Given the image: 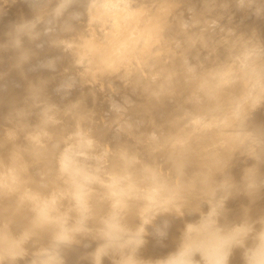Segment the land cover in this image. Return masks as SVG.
I'll list each match as a JSON object with an SVG mask.
<instances>
[{
	"label": "rangeland",
	"instance_id": "374dc122",
	"mask_svg": "<svg viewBox=\"0 0 264 264\" xmlns=\"http://www.w3.org/2000/svg\"><path fill=\"white\" fill-rule=\"evenodd\" d=\"M12 1L15 3L13 4ZM68 1L0 0V23L5 25L4 27L0 24L2 26V31H0V51L2 52L0 53V244L6 246L5 249L0 246V263L10 264L9 261H11L12 264L14 262L21 264L24 260V262L27 261V264H33V261H37L34 264H38L40 257L44 256L45 259L47 255L42 254L52 248V245L49 246L46 243L48 241L50 242L48 244L53 243L52 236L54 235L51 234H54L52 229L54 230L56 226L48 229V231L51 230V233L48 232L49 235L47 232L45 233L46 227L49 225L51 227L54 221L52 219L56 218L60 211L59 214L64 210L66 212L64 208L69 203L68 210L71 208L73 211L70 209V213L66 212L64 215L72 217L65 218L62 213L61 216L67 220L66 223L58 215L57 219L60 217L63 221L59 225L63 226L64 224V226H61L63 231L60 228L57 232L59 234L65 232L67 237L69 234L72 235L69 236L72 241L67 242L73 249L71 248L72 251H70L69 245L66 246L68 243L64 244L66 237L64 236L63 240L62 236L61 239L64 243L61 242L66 247L63 246L62 252L58 255L57 253L61 250L57 246L59 251L54 256L56 254L58 256L54 260L52 259L50 264H163V259L177 258L179 255L183 256L184 253L185 255L193 253L197 257V262L202 263V255H198L202 249L191 251L193 248L188 243L192 238L189 230L195 225L203 227L198 237L203 240L204 245L211 236L222 237L221 232L235 235L231 243L224 247L225 264H243V262L253 264L256 259L251 263L246 258L247 253H250L251 257L264 255V249H262V245H264V29L263 32H259L260 27L261 31L264 28V10H262L264 0H239L241 3L234 0L236 3L233 2L234 5H231L232 2H229L230 5L228 4L227 7H225V2L216 0L218 3L222 2L219 3L221 8H216L215 5L218 3H215V0H210L216 9L213 4L208 2V5H205L207 0H128L129 2L127 0H70L69 3ZM123 4L126 8L123 7ZM243 5L244 8H242ZM4 7L5 9H3ZM229 7H232L233 10ZM220 9L229 10L228 12L225 10L226 14L234 13L232 17L236 16L235 12H238L237 15L242 11L245 12L243 15L239 14L241 17L238 15L233 19L221 11H216ZM234 9L236 10L234 11ZM214 13L222 17V20ZM230 18L232 21L234 20L233 23ZM226 19L230 22L229 25H227ZM238 19L240 22L238 21L237 28H234L236 26L234 23ZM51 20L54 21L51 22ZM253 20L258 21L260 26L258 23L256 25ZM55 21L57 29L54 27V25L56 26ZM250 22L255 24L252 23L253 25L250 26ZM245 24L250 28L254 25V27L258 26V29L253 27V31L258 30V32L254 34L256 31L253 33ZM46 25L49 28H46ZM243 25L247 27L246 30ZM47 29L52 31L49 32L50 35L47 33ZM235 30L236 32H234ZM60 35L62 37L59 38ZM16 36L19 38L17 39ZM54 37L57 38L56 42ZM246 37L249 40L253 37L258 39L253 38L255 41L253 44L252 40H246ZM10 41H14L13 44L9 45ZM58 41L60 46H58ZM243 42H246L245 44L248 42L249 47H254V45L256 49L259 47L257 51L259 50L260 55L256 50H253L255 47L247 50L249 47L247 48ZM41 46L43 47L41 48ZM242 47L246 52L241 50ZM36 49L38 50L36 51ZM42 49L43 51H41ZM51 50L53 53L50 52ZM56 50L59 52L57 54L59 57L56 55L57 52H54ZM64 50L69 51L70 57L61 56L60 51ZM39 52L43 59L40 58ZM34 53L37 56H32L35 55ZM47 55L52 62L48 61ZM53 55H56L57 58ZM11 59L13 60L10 61ZM232 59L233 64L231 63ZM6 65L10 68L7 69ZM42 67L44 70L41 69ZM32 69L34 71L37 69L36 72L38 71L37 74H39L36 75V72L32 71L36 75L32 74L33 78L38 77L35 80L32 79V76L29 78L31 75L29 70ZM241 69L243 74H239V77L236 76L237 72L242 73ZM54 71L56 72L53 74ZM25 72L28 74L25 75ZM213 80L215 83L212 82ZM4 82L8 84L5 85ZM211 85L212 87H210ZM31 114L33 116H30ZM19 122L20 124H18ZM128 124L132 126L130 127ZM25 129L27 130L23 132ZM10 134L12 135L10 136ZM8 143H11V146ZM27 144L33 148L32 151L29 150ZM11 149L13 152L9 151ZM33 156L38 159H34ZM27 160L30 161L27 162ZM38 160L39 163L41 162L40 164ZM43 161H46L45 164ZM24 162L25 164H23ZM96 164L102 165L103 170ZM27 166L29 169L32 168L33 173L27 169ZM37 167L44 171H38ZM99 168L102 170L101 175L98 173ZM21 169H25L24 172ZM71 170H73L72 173H70ZM19 171L20 174H18ZM69 175H72L73 178H70ZM97 176L101 179L100 183L96 184L97 186H92V183L97 182ZM80 180H82L81 183ZM19 182L22 184L24 182V184H19ZM9 183L11 184L9 185ZM25 184L27 185L25 186ZM28 185L33 189L28 188ZM24 187L32 190L33 193L28 189L26 191ZM5 188H10L11 192ZM12 188H14V192H12ZM22 189L23 192H20ZM33 190H36V194ZM59 190L61 191L59 192ZM88 190L90 192L95 190L93 191L96 199L92 208V220L91 212L86 210L89 209L87 205L90 200ZM3 191L5 195L2 194ZM25 192L28 194H22ZM18 193L19 196H17ZM29 193L32 194V198ZM54 194L56 196L62 194L63 200L59 197L60 199L56 198L57 200L53 199V201L52 197H56ZM51 195L53 196L51 197ZM27 196L29 197L27 198ZM45 196L46 198H44ZM48 197L51 204L52 201L58 203L62 201L59 204H62L63 201L67 203H63L64 207L57 213L56 211L63 205L60 207L58 204L60 207L58 209L57 202H55L58 210L52 204L50 206L55 209H52L53 213L49 207V210H43V212L50 211L51 213L49 212L47 216V213L44 212L46 216L43 217L44 214H41L43 206L38 202L44 199L47 201ZM17 198L20 200L17 201ZM29 199L32 209L28 208L30 202L24 203ZM11 202L14 204L11 205ZM47 202L49 203V201ZM17 203H24L28 206L24 207V204H21L18 207ZM46 204L44 207H47ZM81 204L82 206H80ZM217 204H222V207ZM70 205H73V208ZM259 205H261L260 208ZM29 209H35L34 214ZM36 209L40 211L39 216L41 217L37 216L39 211L36 213ZM79 210L80 212H78ZM31 213L33 215L36 213V217L34 216L35 219L37 218L36 220L43 218L48 220L49 217H52L50 218L52 222L47 224L49 221L43 219L45 225L42 221H38V223L40 222L39 226L37 221H35L37 226L32 225L30 223L33 220ZM242 213L244 216L246 215V217L243 216V219ZM236 216L238 221L235 220ZM25 217V221L28 217L31 218L28 223L32 225V229L37 227L36 235L33 234L36 231H32L31 228L24 231L28 226L27 222L24 221L27 223L26 225L22 223ZM73 217L80 222V225L82 224L81 226L84 225L83 233L85 235L81 232L82 230L79 231L81 226L76 231L80 233L78 235L74 233V229L78 228L72 227L77 225V221ZM80 218L81 220H79ZM61 219L59 220L61 221ZM68 221L70 225H68ZM92 221L93 223H90ZM19 222L24 226H18ZM41 223L44 226H42L43 229L46 228L45 231L41 229ZM87 223L89 228L86 226ZM90 224L93 225L92 232L98 233L99 241L103 242L100 245L107 243V246L104 244V252L101 247H98L100 245L97 242L96 234H94L95 237L92 235L94 239L91 238V234H89L90 238L87 235V232L91 233L92 230ZM98 226L102 228L98 229ZM20 227L23 229L21 228V230ZM38 228L41 232L44 231L43 234ZM70 228L73 231L71 229L69 232ZM165 229L167 232L164 231ZM216 229L222 231L214 233L213 231L218 232ZM23 231L30 237H26L29 240L25 238L26 235ZM29 231L30 234L32 233L31 236L28 234ZM106 231L111 232L112 234H108L114 238L117 237L118 241L113 240L109 235L106 236ZM3 234H8V238ZM39 234L40 237H38ZM20 235L24 236L21 240H19ZM184 235L188 241L183 238ZM32 236L37 238L34 239ZM76 237H79V240ZM24 238L26 240H23ZM118 238H120V243L124 242L127 246H121ZM140 238H143L145 242ZM61 239L54 241L60 242ZM80 239L85 244L81 243ZM128 239L133 241L130 240V243ZM73 240L75 241L73 242ZM92 240L94 241L92 242ZM181 240L184 243H180ZM34 242L35 244H32ZM94 242L98 245L93 244ZM116 242H118L117 245H120L119 247H116ZM30 243L31 245H29ZM73 244L75 247L77 246L76 249ZM19 245L23 251L26 248V252H24L28 254H24L22 251V254L25 255L22 257L20 253L22 248ZM11 246L16 250L20 248V252L15 250L17 258H20L21 255L20 260L18 258L17 261V258H14L16 255L13 257L14 250L12 251V248L9 251ZM60 248L62 249V246ZM65 249L68 252H65ZM118 249L122 252L118 253ZM6 250L9 251V255ZM56 250L50 249L49 253L53 254V251ZM90 252L92 256H88ZM10 254L15 261L10 259ZM93 254H99L98 257H100L93 258ZM49 255L48 257H54ZM5 257L7 259H4ZM34 257L39 259L36 260ZM66 257L67 259H65ZM46 260L47 263L44 260H40V263L42 261L41 264H48L51 261L48 258Z\"/></svg>",
	"mask_w": 264,
	"mask_h": 264
},
{
	"label": "bare ground",
	"instance_id": "6f19581e",
	"mask_svg": "<svg viewBox=\"0 0 264 264\" xmlns=\"http://www.w3.org/2000/svg\"><path fill=\"white\" fill-rule=\"evenodd\" d=\"M3 1H4V0H3ZM7 1H8V0H7ZM15 1H20V0H15ZM53 1H54V0H53ZM69 1H70V0H69ZM69 1H68V3H69ZM98 1H99V0H98ZM114 1H115V0H114ZM124 1H125V0H124ZM127 1H128V0H127ZM135 1H136V0H135ZM203 1H205V0H203ZM211 1H213V0H211ZM211 1H210V0H207V1H205L204 4H205V5H206V4L208 5V3H210V4L212 5L213 3H212ZM220 1H222L223 3L225 2V3H224V4L226 5L225 7H227V5L229 4V2H232V3L234 2V3H236L234 0H232V1H230V0H229V1H227V0H225V1L220 0ZM238 1H239V0H238ZM262 1H263V0H262ZM1 2H2V1H1ZM73 2H74V1H73ZM108 2H109V1H108ZM112 2H113V1H112ZM128 2H129V1H128ZM130 2H131V1H130ZM133 2H134V1H133ZM199 2H200V1H199ZM207 2H208V3H207ZM222 2H219V3H222ZM226 2H227V3H226ZM239 2H240V1H239ZM9 3H10V1H9ZM12 3H13V1H12ZM12 3H11V4H12ZM14 3H15V2H14ZM14 3H13V4H14ZM50 3H51V2H50ZM75 3H76V2H75ZM81 3H82V2H81ZM118 3H119V1H118ZM131 3H132V2H131ZM201 3H202V2H201ZM215 3H218V1L215 0ZM219 3L215 5L216 8H217V7H218V8H221V4H220V6H219ZM232 3H231V5H234V3H233V4H232ZM240 3H241V2H240ZM263 3H264V2H263ZM20 4L23 5V3H20ZM24 4H25V2H24ZM59 4H60V3H59ZM202 4H203V3H202ZM210 4H209V5H210ZM224 4H223V5H224ZM68 5H69V4H68ZM123 5H124V4H123ZM123 5H122V6H123ZM200 5H201V4H200ZM223 5H222V6H223ZM229 5H230V4H229ZM238 5H239V4H238ZM25 6H26V5H25ZM25 6H24V7H25ZM38 6H39V5H38ZM38 6H37V7H38ZM71 6H72V4H71ZM71 6H70V7H71ZM81 6H82V5H81ZM215 6H214V4H213V7H214V8H215ZM72 7H73V6H72ZM77 7H78V6H77ZM123 7H125V5H124ZM198 7H199V6H198ZM202 7H203V6H202ZM206 7H207V6H206ZM213 7H211V9H214ZM232 7H233V6H232ZM232 7H229V9H230V8L232 9ZM239 7H240V6H239ZM254 7H255V6H254ZM66 8H67V7H66ZM87 8H88V7H87ZM120 8H121V7H120ZM125 8H126V7H125ZM216 8H215V9H216ZM223 8H224V6H223ZM233 8H234V7H233ZM242 8H244V5H243ZM1 9H2V8H1ZM3 9H5V7H4ZM22 9H24V8H22ZM68 9H69V8H68ZM226 9H228V8H226ZM226 9H225V10H226ZM259 9H260V8H259ZM36 10H37V9H36ZM69 10L72 11L73 9L70 8ZM121 10H122V9H121ZM204 10H205V9H204ZM225 10L223 11V9H220V10H216V11H221V12H223L224 14H226L225 12H226L227 10H226V11H225ZM232 10H233V9H232ZM235 10H236V9H234V11H235ZM262 10H264V6H263ZM16 11H17V10H16ZM65 11H66V10H65ZM75 11H76V10H75ZM79 11H81V10H79ZM228 11H229V10H228ZM228 11H227V12H228ZM237 11H238V10H237ZM22 12H23V10H22ZM36 12H37V11H36ZM38 12H39V11H38ZM221 12H220V13H221ZM230 12H231V11H230ZM230 12H229V13H230ZM243 12H245V11H242V13H241L242 15L244 14ZM261 12H262V11H261ZM261 12H260V13H261ZM1 13H2V12H1ZM40 13H41V12H40ZM55 13H56V12H55ZM74 13H75V12H74ZM86 13H87V12H86ZM119 13H120V12H119ZM218 13H219V12H218ZM237 13H238V12H237ZM237 13L235 12L236 16H238V15L240 14V13H239V14L237 15ZM260 13H259V14H260ZM5 14H6V13H5ZM80 14H82V13H80ZM131 14H132V13H131ZM224 14H223V15H224ZM230 14H231V13H230ZM230 14H226V16L229 15L230 17H232V15H234V13H232V15H230ZM241 14H240V15H241ZM35 15H36V14H35ZM53 15H54V14H53ZM75 15H76V14H75ZM214 15H216V17H218V18L220 17L219 15L217 16L216 13H214ZM240 15H239V16H240ZM260 15H261V14H260ZM4 16H5V15H4ZM4 16H3V18H4ZM41 16H42V15H41ZM94 16H95V15H94ZM97 16H98V15H97ZM126 16H127V15H126ZM236 16H234V17H232V18L235 19ZM0 17H1V16H0ZM6 17H7V16H6ZM51 17H52V16H51ZM56 17H57V16H56ZM89 17H90V16H89ZM91 17H92V16H91ZM95 17H96V16H95ZM133 17H134V16H133ZM240 17H241V16H240ZM240 17H238V18H240ZM262 17H263V15H262ZM41 18H42V17H41ZM96 18H97V17H96ZM220 18H221V20H222V17H220ZM225 18H226V17H225ZM232 18H230V19H231V20H230L231 23H233V21H234V20L232 21ZM251 18H252V17H251ZM263 18H264V17H263ZM263 18H262V19H263ZM49 19H51V18H49ZM83 19H84V18H83ZM92 19H94V18H92ZM127 19H128V18H127ZM127 19H126V20H127ZM9 20H10V19H9ZM55 20H56V18H55ZM84 20H85V19H84ZM128 20H129V19H128ZM128 20H127V21H128ZM135 20H136V19H135ZM226 20H227V19H226ZM226 20H225V21H226ZM228 20H229V17H228ZM228 20H227V25H229V23H230ZM255 20H256V19H255ZM255 20H253V22H255ZM4 21H6V20H4ZM4 21H2V22H4ZM52 21H54V20H51V22H52ZM225 21H224V22H225ZM238 21L240 22V20L238 19L237 22L234 23V24H235V25L238 24V23H239ZM249 21H251V19H249ZM0 22H1V21H0ZM24 22H25V21H24ZM24 22H23V23H24ZM29 22H31V21H29ZM29 22H28V23H29ZM55 22H56V21H55ZM90 22H91V21H90ZM128 22H129V21H128ZM140 22H141V21H140ZM253 22H250V23H251L250 26L253 25V24H255V23H256V25H257V23L259 24L258 21L255 22V23H253ZM26 23H27V22H26ZM39 23H40V22H39ZM246 23L249 24V22H246ZM252 23H253V24H252ZM0 24H2V23H0ZM6 24H7V23H6ZM31 24H32V23H31ZM33 24H34V23H33ZM42 24H43V23H42ZM240 24H241V23H240ZM242 24H243V23H242ZM3 25H4V24H2V26H3ZM20 25H21V24H20ZM245 25L247 26V24H245ZM245 25H243V26H245ZM2 26H0V28H1L0 31H2ZM21 26H22V25H21ZM24 26H25V25H24ZM34 26H35V25H34ZM34 26H33V27H34ZM44 26H45V24H44ZM46 26H47V25H46ZM79 26H80V25H79ZM90 26H91V25H90ZM110 26H111V25H110ZM230 26H231V25H230ZM232 26H233V24H232ZM238 26H239V25H238ZM246 26L244 27V30H246L247 27H249V26H247V27H246ZM254 26H255V25H254ZM254 26H253V27H254ZM258 26H260V24H259ZM258 26H257V27H254V29H256V28L258 29ZM4 27H5V25H4ZM35 27H36V26H35ZM49 27H51L50 24H49ZM49 27L47 26L46 28H49ZM54 27H56V29H57V22H56V26L54 25ZM81 27H84V26H81ZM85 27H86V26H85ZM87 27H88V26H87ZM112 27H113V26H112ZM227 27H229V26H227ZM235 27L237 28V25L234 26V28H235ZM253 27H251L252 29L249 27L250 30L253 31ZM46 28H45V29H46ZM79 28H80V27H79ZM91 28H92V27H91ZM3 29H4V28H3ZM22 29H24V28H22ZM22 29H21V30H22ZM25 29H26V28H25ZM30 29H31V28H30ZM30 29H28V30H30ZM52 29H53V28H52ZM85 29H86V28H85ZM232 29H233V28H232ZM263 29H264V28H262V31H261V27H260L259 32H263ZM31 30H32V29H31ZM47 30H48V29H47ZM50 30H51V28H50ZM61 30H62V29H61ZM82 30H83V29H82ZM244 30H243V31H244ZM79 31H80V30H79ZM98 31H99V30H98ZM238 31H239V30H238ZM238 31H237V32H238ZM241 31H242V30H241ZM252 31H251V32H252ZM255 31H256V30H254L253 33H254ZM25 32H26V31H25ZM25 32H24V33H25ZM33 32H35V31L33 30ZM49 32H52V31H49V30L47 31V33L50 35ZM64 32H65V30H64ZM81 32H82V31H81ZM85 32H86V31H85ZM102 32H103V31H102ZM105 32H106V30H105ZM105 32H104V33H105ZM232 32H233V31L231 30V33H232ZM234 32H236V30H235ZM257 32H258V30H257L254 34H256ZM19 33H20V32H19ZM26 33H27V32H26ZM26 33H25V34H26ZM30 33H31V32H30ZM30 33H29V34H30ZM54 33L57 34V32H54ZM92 33H93V32H92ZM94 33H95V32H94ZM226 33H227V31H226ZM12 34H14V33H12ZM15 34H16V32H15ZM32 34H33V33H32ZM60 34H61V32H60ZM99 34H100V33H99ZM224 34H225V33H224ZM234 34H236V33H234ZM258 34L261 35V33H258ZM17 35H19V34H17ZM58 35H59V34H58ZM62 35H63V34H62ZM64 35H65V34H64ZM94 35H95V34H94ZM96 35H97V33H96ZM101 35H102V34H101ZM101 35H100V36H101ZM252 35H253V34H252ZM260 35H258V36H260ZM43 36H44V35H43ZM43 36H42V37H43ZM46 36H47V35H46ZM52 36H54V35L52 34ZM98 36H99V35H98ZM221 36H223V35H221ZM232 36H233V34H232ZM9 37H12V36H9ZM14 37H15V35H14ZM50 37H51V36H50ZM60 37H62V36L60 35L59 38H60ZM65 37H66V36H65ZM219 37H220V36H219ZM223 37H224V36H223ZM223 37H222V38H223ZM16 38L18 39L19 37L16 36ZM43 38H44V37H43ZM54 38H55V37H54ZM220 38H221V37H220ZM253 38H254V37H253ZM253 38L250 39V40H252L251 42H253V44H255V41L253 40ZM255 38H256V37H255ZM255 38H254V39H255ZM48 39H50V38L48 37ZM56 39H57V38H55V42H56ZM63 39H64V38H63ZM66 39H67V38H66ZM223 39H224V38H223ZM230 39H231V38H230ZM244 39H245V37H244ZM256 39H258V38H256ZM256 39H255V40H256ZM22 40H23V39H22ZM51 40H52V38H51ZM53 40H54V39H53ZM61 40H62V39H61ZM246 40H249V39H247V37H246ZM250 40H249V41H250ZM5 41H6V40H5ZM59 41H60V40H59ZM59 41H58L57 43H59ZM66 41H67V40H66ZM222 41H223V40H222ZM225 41H226V40H225ZM249 41H248V42H249ZM257 41H258V40H257ZM13 42H14V41H13ZM13 42L10 41L8 44H9V45H10V43L13 44ZM45 42H47V41H45ZM45 42H44V44H45ZM49 42H50V41H49ZM55 42H54V43H55ZM63 42H64V41H63ZM67 42H68V41H67ZM248 42H247V44H248ZM19 43H20V42H19ZM37 43H38V42H37ZM222 43H223V42H222ZM245 43H246V42H245ZM245 43L243 42V44H245ZM27 44H28V43H27ZM48 44H49V43H48ZM208 44H210V43H208ZM243 44H242V46H244ZM247 44H245V45H246L247 48H248V47H249V46H248L249 44H248V45H247ZM253 44L251 43V45H253ZM256 44H257V43H256ZM2 45H3V44H2ZM32 45H34V44H32ZM37 45H39V44H37ZM37 45H36V46H37ZM46 45H47V44H46ZM51 45H52V43H51ZM55 45H56V44H55ZM57 45H58V44H57ZM65 45H66V42H65ZM251 45H250V46H251ZM6 46H7V44H6ZM17 46H18V45H17ZM58 46H60V43H59ZM257 46H259V45L257 44ZM1 47H2V46H1ZM7 47H8V46H7ZM11 47H12V46H11ZM37 47H38V46H37ZM42 47H43V46H41V48H42ZM214 47H215V46H214ZM244 47H245V46H244ZM254 47H255V45H254ZM254 47H249L247 50L252 49V48H254ZM47 48H48V47H47ZM49 48H50V47H49ZM54 48H55V46H54ZM59 48H60V47H59ZM258 48H259V47H257V49H258ZM6 49H7V48H6ZM9 49H10V47H9ZM13 49H14V48H13ZM26 49H27V48H26ZM52 49H53V47H52ZM57 49H58V48H57ZM60 49H61V48H60ZM245 49H246V48H245ZM257 49H256V47H255L253 50H256V51H257ZM2 50H4V49H2ZM19 50H21V49H19ZM32 50H33V49H32ZM32 50H31V52L33 53ZM37 50H38V49H36V51H37ZM48 50H49V49H48ZM62 50H63V49H62ZM241 50H244V48L242 47ZM4 51H5V50H4ZM7 51H8V50H7ZM22 51H23V50H22ZM41 51H43V49H42ZM213 51H214V48H213ZM244 51L246 52V50H244ZM244 51H243V52H244ZM251 51H252V50H251ZM10 52H11V51H10ZM31 52H30V53H31ZM50 52L53 53L52 50H51ZM54 52L56 53L57 50L54 51ZM60 52H61V56H62V57H65V58L70 57V53H69V51L64 50V51H60ZM249 52H250V51H249ZM257 52H258L259 55H260L259 50H258ZM0 53H2V52L0 51ZM58 53H59V52H57L56 55H57ZM28 54H29V53H28ZM28 54H27V55H28ZM34 54H35V55H32V56H37L36 53H34ZM39 54H40V56H41V53H40V52H39ZM42 54H43V53H42ZM217 54H218V53H217ZM235 54H236V53H235ZM243 54H245V56H248L246 53H243ZM252 54H253V53H252ZM263 54H264V53H263ZM12 55H13V54H12ZM56 55H53V56H55V57L57 58L58 55H57V56H56ZM231 55H232V54H231ZM233 55H234V54H233ZM6 56H7V55H6ZM17 56H18V55H17ZM23 56H24V55H23ZM40 56L38 55V57H40ZM50 56H51V54H50ZM236 56H237V55H236ZM236 56H234V57H236ZM7 57H9V56H7ZM12 57H13V56H12ZM38 57H37V58H38ZM48 57H49V56L47 55V58H48ZM55 57H54V58H55ZM58 57H59V56H58ZM27 58H28V56H27ZM37 58H36V59H37ZM40 58H42V56H41ZM54 58H53V60H54ZM258 58H259V57H258ZM29 59H30V58H29ZM42 59H43V58H42ZM48 59H49V58H48ZM48 59H47V60H48ZM51 59H52V57H51ZM12 60H13V59H11L10 61H12ZM18 60H19V59H18ZM22 60L24 61V58H23ZM27 60H28V59H27ZM31 60H32V59H31ZM47 60H46V61H47ZM56 60H57V59H56ZM7 61H8V60H7ZM33 61H34V60H33ZM48 61H49V62H52V60H50V59H49ZM48 61H47V62H48ZM54 61H55V60H54ZM16 62H17V61H16ZM16 62H15V63H16ZM26 62H27V61H26ZM31 62H32V61H31ZM31 62H30V63H31ZM47 62H46V63H47ZM49 62H48V63H49ZM2 63H3V61H2ZM24 63H25V62H24ZM30 63H29V64H30ZM37 63H38V61H37ZM46 63H45V64H46ZM53 63H54V62H53ZM55 63H56V61H55ZM229 63H230V62H229ZM231 63L233 64V59H232V62H231ZM3 64H5V63H3ZM6 64H7V63H6ZM8 64H9V63H8ZM20 64H21V63H20ZM20 64H18V65H20ZM35 64H36V63H35ZM38 64H39V63H38ZM40 64H41V63H40ZM43 64H44V63H43ZM49 64H50V63H49ZM232 64H231V65H232ZM229 65H230V64H229ZM12 66H13V65H12ZM12 66H11V67H12ZM14 66H15V64H14ZM25 66H26V65H25ZM25 66H24V67H25ZM31 66H32V65H31ZM31 66H30V67H31ZM45 66H46V65H45ZM16 67H17V66H16ZM22 67H23V66H22ZM35 67H36V65H35ZM37 67H38V65H37ZM6 68L9 69L10 67L8 68L7 65H6ZM232 68H233V67H232ZM236 68H238V67H236ZM256 68H257V67H256ZM4 69H5V68H4ZM4 69H3V70H4ZM13 69H15V68L13 67ZM13 69H12V70H13ZM18 69H19V67H18ZM18 69H17V70H18ZM41 69H43V67H42ZM1 70H2V69H1ZM12 70H11V71H12ZM17 70H16V71H17ZM22 70H24V69H22ZM36 70H37V69H36ZM36 70H35V71H34V69L29 70V71H31V73H29V74H31V75H29V78L32 76V74H33L34 72H36ZM43 70H44V69H43ZM43 70H42V71H43ZM29 71H28V72H29ZM32 71H34V72H32ZM241 71H242V69H241ZM12 72H13V71H12ZM22 72H24V71H22ZM22 72H21V73H22ZM26 72H27V71H26ZM26 72H25V73H26ZM39 72H41V71H39ZM55 72H56V71H54V72H52V73L54 74ZM235 72H236V70H235ZM239 72H240V71H239ZM239 72H237V75H236V76H238V77H239V74H241V75L243 74V71H242V73H239ZM244 72H246V71H244ZM7 73H8V71H7ZM10 73H11V72H10ZM17 73H18V71H17ZM37 73H38V71L36 72V75H39V74H37ZM27 74H28V73H26L25 75H27ZM34 74H35V73H34ZM34 74H33V76H36V75H34ZM53 74H52V75H53ZM228 74H229V73H228ZM19 75H20V72H19ZM22 75H23V74H22ZM241 75H240V76H241ZM261 75H262V74H261ZM14 76H15V74H14ZM23 76H24V75H23ZM23 76H22V77H23ZM33 76H32V79H34ZM246 76H247V74H246ZM16 77H17V75H16ZM20 77H21V76H20ZM47 77H49V76H47ZM232 77H233V76H232ZM232 77H231V78H232ZM234 77H235V76H234ZM234 77H233V78H234ZM255 77H256V75H255ZM17 78H18V77H17ZM37 78H38V77H37ZM37 78L35 77V79H37ZM214 78H215V77H214ZM246 78H249V77H246ZM251 78H252V77H251ZM262 78H263V77H262ZM27 79H28V78H27ZM35 79H34V80H35ZM235 79H237V78L235 77ZM252 79H253V78H252ZM231 80H234V79H231ZM26 81H27V80H26ZM26 81H25V82H26ZM28 81H31V80H28ZM228 81H230V80H228ZM237 81H238V80H237ZM237 81H236V82H237ZM248 81H249V80H248ZM32 82H33V81H32ZM212 82L215 83L214 80H213ZM243 82H244V81H243ZM9 83H10V82H9ZM26 83H27V82H26ZM34 83H35V82H34ZM3 84L6 85V84H8V83L4 82ZM224 84H225V83H224ZM0 85H1V84H0ZM29 85H30V83H29ZM29 85H28V86H29ZM7 86H8V85H7ZM223 86H224V85H223ZM223 86H222V87H223ZM210 87H212V85H211ZM233 88H234V87H233ZM8 89H9V88H8ZM11 89H12V88H11ZM1 90H2V88H1ZM3 90H4V89H3ZM5 90H6V89H5ZM9 90H10V89H9ZM254 90H255V89H254ZM218 92H219V91H218ZM224 92H225V91H224ZM25 108H26V106H25ZM127 109H128V108H127ZM127 109H126V110H127ZM130 110H131V109H130ZM21 111H22V110H21ZM21 111H19V112H20V113H23V112H21ZM25 111H26V110H25ZM26 113H27V112H26ZM28 113H29V112H28ZM127 113H128V112H127ZM14 114H15V113H14ZM129 114H131V113H129ZM10 115H11V114H10ZM19 115H20V114H19ZM21 115H22V114H21ZM26 116L29 117L27 114H26ZM30 116H33V115L31 114ZM105 116H106V115H105ZM15 117H16V114H15ZM27 117H26V119H27ZM17 118H18V117H17ZM20 118H21V116H20ZM96 118H98V117H96ZM101 118H102V117H101ZM14 119H15V118H14ZM33 119H34V118H33ZM12 120H13V119H12ZM27 120H28V119H27ZM20 121H21V119H20ZM132 121H133V119H132ZM3 122H4V121H3ZM15 122H16V121H15ZM125 122H126V121H125ZM128 122H129V121H128ZM133 122H134V121H133ZM133 122H132V123H133ZM25 123H26V122H25ZM29 123H30V122H29ZM29 123H28V124H29ZM33 123H34V122H33ZM107 123H108V122H107ZM132 123H131V124H132ZM18 124H20V122H19ZM14 125H15V124H14ZM24 125H25V124H24ZM24 125H23V126H24ZM32 125H33V124H32ZM37 125H38V124H37ZM92 125H93V124H92ZM92 125H91V127H92ZM96 125H97V121H96ZM100 125H101V124H100ZM100 125H99V127H101ZM134 125H136V124L134 123ZM138 125H139V124H138ZM141 125H142V124H141ZM141 125H140V126H141ZM1 126H2V125H1ZM29 126H30V124H29ZM33 126H34V125H33ZM88 126H89V125H88ZM97 126H98V125H97ZM102 126H103V125H102ZM128 126H130V124H128ZM131 126H132V125H131ZM131 126H130V127H131ZM140 126H139V128H141ZM142 126L144 127V123H143ZM3 127H4V126H3ZM24 127H25V126H24ZM26 127H27V125H26ZM126 127H127V126H126ZM22 128H23V127H22ZM89 128H90V127H89ZM1 129H2V128H1ZM15 129H16V128H15ZM27 129H29V128H27ZM27 129L23 130V132L26 131ZM87 129H88V128H87ZM141 129H143V128H141ZM3 130H4V129H3ZM10 130H11V129H10ZM6 132H7V130H6ZM27 132H28V131H27ZM16 133H18V132H16ZM7 134H8V132H7ZM13 134H14V133H13ZM0 135H1V134H0ZM11 135H12V134H10V136H11ZM14 136H15V135H14ZM25 136H26V135H25ZM23 137H24V136H23ZM11 138H12V137H11ZM24 138H25V137H24ZM17 139H18V138H17ZM19 139H20V138H19ZM19 139H18V140H19ZM26 139H27V138H26ZM11 140H13V139H11ZM103 140H104V139H103ZM15 141H16V140H15ZM15 141H14V142H15ZM22 141H23V140H22ZM24 141H25V140H24ZM100 141L102 142V139H101ZM110 141H111V140H110ZM110 141H108V142H110ZM10 142H11V141H10ZM12 142H13V141H12ZM108 142H107V143H108ZM17 143H18V142H17ZM34 143H35V142H34ZM8 144H9V146H11V143H8ZM14 144H15V143H14ZM19 144H20V143H19ZM23 144H25V143H23ZM31 144H32V143H31ZM97 144H99V143H97ZM109 144H110V143H109ZM109 144H107V145H109ZM114 144H115V143H114ZM35 145H36V144H35ZM35 145H34V146H35ZM37 145H38V144H37ZM110 145H111V144H110ZM14 146H15V145H14ZM14 146H12L13 149H14ZM27 146H28V144H27ZM27 146H25V147H27ZM30 146H31V145H30ZM99 146H100V144H99ZM111 146L113 147V145H111ZM20 147H21V146H20ZM22 147H23V146H22ZM28 147H29V146H28ZM28 147H27V148H28ZM6 148H7V146H6ZM8 148H9V147H8ZM29 148H30V147H29ZM37 148H38V147H37ZM37 148H36V149H37ZM17 149H18V147H17ZM31 149H33V148L31 147L29 150L32 151ZM34 149H35V148H34ZM5 150H7V149H5ZM15 150H16V149H15ZM29 150H28V151H29ZM9 151H12V149L9 150ZM21 151H22V150H21ZM12 152H13V151H12ZM14 152H15V151H14ZM18 152H19V151H18ZM33 152H34V151H33ZM33 152H32V153H33ZM23 153H24V152H23ZM27 153H28V152H27ZM29 153L31 154V152H29ZM35 154H37V153H35ZM13 156H14V155H13ZM30 156H32V155H30ZM34 156H35V155H34ZM34 156H33V157H34ZM35 157H37V155H36ZM35 157H34V159H38V158H35ZM125 157H126V156H125ZM128 157H129V156H128ZM15 158H17L16 155H15ZM21 158H22V157H21ZM27 158H28V156H27ZM30 158H31V157H30ZM30 158H29V159H30ZM22 159H23V158H22ZM104 159H105V157H104ZM91 160L93 161V159H91ZM13 161H14V160H13ZM24 161H25V159H24ZM29 161H30V160H29ZM29 161L27 160V162H29ZM35 161H36V160H35ZM103 161H105V160H103ZM9 162H10V161H9ZM9 162H8V163H9ZM14 162H15V161H14ZM45 162H46V161H43V164H45ZM35 163H36V162H35ZM38 163H39V160H38ZM38 163H36V164L38 165ZM40 163H41V162H40ZM40 163H39V164H40ZM48 163H49V162H48ZM48 163H47V164H48ZM92 163H94V161H93ZM23 164H25V162H24ZM23 164H22V165H23ZM28 164H29V163H28ZM31 164H32V163H31ZM100 164H101V161H100ZM96 165L99 166V167L103 170L102 165H99V164H96ZM3 166H4V165H3ZM9 166H10V165H9ZM18 166H19V165H18ZM20 166H21V165H20ZM24 166H25V165H24ZM29 166H30V165H29ZM35 166H36V165H35ZM39 166H40V165H39ZM45 166H46V165H45ZM49 166H50V165H49ZM27 167H28V166H27ZM41 167H42V164H41ZM41 167H40V168H41ZM12 168H13V167H12ZM22 168H23V167H22ZM42 168H43V167H42ZM46 168H47V167H46ZM100 168H99V169H100ZM13 169H15V168H13ZM27 169H29V167H28ZM31 169H32V168H31ZM31 169H29L30 172H32ZM35 169H36V168H35ZM37 169H38V167H37ZM48 169H49V168H48ZM71 169H72V168H71ZM101 169L98 170V173H99L100 175H101V173H102V170H101ZM7 170H9V169H7ZM11 170H12V169H11ZM19 170H20V169H19ZM22 170H23V169H21V171H22ZM24 170H25V169H24ZM24 170H23V172H24ZM29 170H28V171H29ZM40 170H43V169H40ZM40 170L38 169V171H40ZM46 170H47V169H46ZM69 170H70V169H69ZM14 171H15V170H14ZM28 171H27L26 173H28V176H29V172H28ZM43 171H44V170H43ZM23 172H21V173H23ZM69 172H70V171H69ZM72 172H73V170H71L70 173H72ZM75 172H76V171H75ZM75 172H74V174H76ZM8 173H9V172H8ZM10 173H12V172L10 171ZM16 173H17V172H16ZM32 173H33V172H32ZM39 173H40V172H39ZM43 173H44V172H43ZM43 173H41V174H43ZM45 173H46V172H45ZM70 173H69V174H70ZM5 174H6V173H5ZM18 174H20V171H19ZM35 174H36V173H35ZM35 174H34V175H35ZM58 174H59V173H58ZM58 174H57V175H58ZM84 174L86 175V173H84ZM259 174H260V173H259ZM6 175H7V174H6ZM10 175H11L10 177H12V174H10ZM24 175H25V173H24ZM36 175H37V174H36ZM50 175H51V174H50ZM57 175H56V176H57ZM72 175H73V174H72ZM72 175H71V176L69 175L70 178L72 177ZM77 175H78V173H77ZM82 175H83V173H82ZM82 175H81V176H82ZM8 176H9V175H8ZM21 176H22V175H21ZM21 176H20V177H21ZM75 176H76V175H75ZM78 176H79V175H78ZM81 176H80V178L83 177V176H82V177H81ZM98 176H99V175H98ZM98 176H97V179H96L97 182H96V183H92V186L100 183V180H101V179H100V177H98ZM17 177H19V176H17ZM31 177H33V176H31ZM31 177H30V178H31ZM35 177H36V176H35ZM58 177H59V175H58ZM40 178H41V177H40ZM42 178H44V177H42ZM47 178H48V176H47ZM59 178H60V177H59ZM72 178H73V177H72ZM74 178H75V177H74ZM80 178H79V179H80ZM102 178H103V176H102ZM256 178H257V177H256ZM5 179H6V178H5ZM13 179H14V178H13ZM28 179H29V178H28ZM75 179H78V178H75ZM75 179H74V180H75ZM86 179H87V178H86ZM103 179H104V178H103ZM257 179H259V178H257ZM6 180H7V179H6ZM8 180H9V178H8ZM19 180H20V179H19ZM30 180H32V178H31ZM30 180H29V181H30ZM39 180H40V179H39ZM42 180H43V179H42ZM58 180H60V179H58ZM61 180H62V179H61ZM71 180H72V179H71ZM74 180H73V182H76V181H74ZM84 180H85V179H84ZM0 181H1V180H0ZM12 181H13V180H12ZM20 181H21V180H20ZM29 181H28V182H29ZM45 181H46V180H45ZM47 181H49V180H47ZM55 181H56V180H55ZM62 181H63V180H62ZM69 181H70V180H69ZM77 181H78V180H77ZM81 181H82V180H80V183H81ZM85 181H86V180H85ZM9 182H10V181H9ZM13 182H14V181H13ZM13 182H11V183H13ZM39 182H40V181H39ZM52 182H54V181H52ZM58 182H59V181H58ZM258 182H259V181H258ZM7 183H8V182H7ZM11 183H9V185H10ZM25 183H27V182H25ZM29 183H30V182H29ZM44 183H45V182H44ZM64 183H65V182H64ZM80 183H79V184H80ZM15 184H16V183H15ZM19 184H22V183L19 182ZM19 184H18V185H19ZM23 184H24V182H23ZM23 184H22V185H23ZM27 184H28V183H27ZM27 184H25V186H26ZM30 184H32V183H30ZM38 184H39V183H38ZM56 184H57V183H56ZM56 184H55V185H56ZM59 184H60V183H59ZM72 184H73V183H72ZM74 184H75V183H74ZM76 184H77V183H76ZM79 184H78V185H79ZM82 184H85V183H82ZM4 185H5V184H4ZM6 185H8V184H6ZM9 185H8L7 187H9ZM32 185H33V184H32ZM36 185H37V184H36ZM41 185H42V183H41ZM57 185H58V184H57ZM62 185H64V184H62ZM250 185H251V184H250ZM257 185H259V184H257ZM13 186H14V185H13ZM19 186H20V185H19ZM43 186H44V185H43ZM51 186H52V185H51ZM96 186H97V185H96ZM96 186H95V190H96V188H97ZM252 186H253V185H252ZM4 187H5V186H4ZM11 187H12V185H11ZM15 187H16V186H15ZM15 187H14V188H15ZM29 187H31V186L28 185V188H29ZM34 187H35V186H34ZM36 187H38V186H36ZM56 187H57V186H56ZM77 187H78V186H77ZM250 187H251V186H250ZM253 187H255V186H253ZM0 188H1V187H0ZM14 188H12V192L15 191V190H13ZM22 188H23V187H22ZM24 188H25V187H24ZM28 188H25L26 191H27ZM50 188H51V187H50ZM72 188H74L73 185H72ZM75 188H76V187H75ZM78 188H81V187H78ZM78 188H77V191H78ZM5 189H8V191L11 192V189H10V188H5ZM9 189H10V190H9ZM15 189H17V188H15ZM20 189H21V188H20ZM25 189H24V190H25ZM30 189H33V187H31ZM30 189H28V190H30ZM57 189H59V188H57ZM61 189H62V188H61ZM51 190H52V189H51ZM55 190H56V189H55ZM65 190H66V189H65ZM72 190H73V189H72ZM75 190H76V189H75ZM79 190H80V189H79ZM95 190H93V191H95ZM31 191H32V190H30L29 192H31ZM33 191H35V194H36V190H33ZM38 191H39V190H38ZM60 191H61V190H59V192H60ZM68 191H69V190H68ZM73 191H74V190H73ZM93 191H91V192H90L89 190L87 191V193L90 192V193L88 194V197H90V200H89L90 203L88 202L87 207H89V209H86V210H89V211L91 212V214H90L91 220L93 219V215H92V213H93V212H92L93 209H92V208L94 207L95 199H96V198H94L95 196H94V194H93ZM20 192H23V189H22ZM49 192H50V191H49ZM53 192H54V191H53ZM59 192H58V193H59ZM63 192H64V191H63ZM66 192H67V191H66ZM5 193H8V192H5ZM26 193H27V192L22 193V194H26ZM31 193H33V192H31ZM37 193H38V192H37ZM51 193H52V192H51ZM64 193H65V192H64ZM67 193H68V192H67ZM73 193H74V192H73ZM2 194H4V191L2 192ZM15 194H16V193H15ZM27 194H28V193H27ZM29 194H30V193H29ZM49 194H50V193H49ZM56 194H57V193H56ZM79 194H80V193H79ZM249 194H250V193H249ZM0 195H1V194H0ZM4 195H5V194H4ZM7 195H8V194H7ZM30 195H31V198H32V194H30ZM38 195H39V194H38ZM45 195H46V194H45ZM47 195H48V194H47ZM54 195H55V194H54ZM60 195H61V196H59V195L56 196V195H55V196H56L55 198H53L54 196L51 195V197L53 196V197H52V200H53V199H56V198L58 199L59 197H60V198L63 197L62 194H60ZM10 196H11V195H10ZM17 196H19V193H18ZM34 196H35V195H34ZM34 196H33V197H34ZM48 196H49V195H48ZM69 196H70V195H69ZM249 196H250V195H249ZM20 197H21V194H20ZM24 197H25V196H24ZM28 197H29V196H27V198H28ZM41 197H42V196H41ZM51 197H50V198H51ZM255 197H256V196H255ZM18 198H19V197H18ZM18 198H17V201L20 200V199L18 200ZM31 198H30V199H31ZM39 198H40V197H39ZM44 198H46V196H45ZM60 198H59V199H60ZM70 198H71V197H70ZM77 198H78V197H77ZM2 199H3V198H2ZM13 199H14V197H13ZM15 199H16V198H15ZM25 199H26V197H25ZM30 199H29L28 202H24V203H29V202L31 201ZM57 199H56V200H57ZM61 199L63 200V198H61ZM67 199H68V198H67ZM35 200H36V199H35ZM37 200H38V199H37ZM40 200H41V199H40ZM44 200H45V201H44ZM44 200H43V201H39V200H38V201H39L38 204H39V205L42 204V206H43V209L41 208V209H42L41 214H44V212H45L46 210H49V207H50L51 212H52V209H54V208L56 207V205L58 206V204L62 202V201H60V200H59V201H60L59 203H58L57 201H55V202H57L56 205H55V204H54L55 202H53V201H54V200H53V201H52V204L54 205V208H52L53 206H52V207L50 206V205H52V204H51V200L49 199V197L47 198V201H49V203L46 201V199H44ZM69 200H70V199H69ZM69 200H68V201H69ZM78 200H80V199L78 198ZM249 200H250V199H249ZM251 200H252V199H251ZM12 201H13V200H12ZM15 201H16V200H15ZM15 201H14V202H15ZM22 201H23V199H22ZM80 201H81V200H80ZM32 202H34V201H32ZM40 202H42V203H40ZM43 202H44L45 204H46V202L48 203V205L46 204L48 208H47V207H44L45 204H44ZM74 202H75V200H74ZM3 203H4V202H3ZM5 203H6V202H5ZM11 203H12V202H11ZM24 203H23V204H24ZM34 203H35V202H34ZM63 203L65 204V203H67V202H64V201H63ZM63 203H62V204H59V206L61 207V206L63 205ZM70 203H71V200H70ZM75 203H76V202H75ZM216 203H217V202H216ZM219 203H220V202H219ZM250 203H251V202H250ZM252 203H253V202H252ZM6 204H7V203H6ZM9 204H10V203H9ZM13 204H14V203H12L11 205H13ZM21 204H22V203H20V204L17 203V206L19 207V205H21ZM23 204H22V205H23ZM35 204H37V203H35ZM38 204H37V205H38ZM68 204H69V203H68ZM68 204H66L65 206L67 207ZM76 204H77V203H76ZM79 204H80V202L78 203V205H79ZM91 204H92V205H91ZM205 204L207 205V202H206ZM7 205H8V204H7ZM25 205H26V204H24V207H25ZM29 205H30V206H28V205H26V206H28V208H29V207L31 208V207H32V206H31V205H32L31 202H30ZM39 205H38V207H39ZM90 205H91V207H90ZM203 205H204V204H203ZM217 205L219 206L220 204H217ZM221 205H222V204H221ZM221 205H220V206H221ZM261 205H262V203H261ZM261 205H259V208H260ZM5 206H6V205H5ZM42 206H40V207H42ZM59 206H58V209L60 208ZM70 206H71V205H70ZM72 206H73V205H72ZM72 206H71V207H72ZM80 206H82V204H81ZM225 206H226V205H225ZM256 206H257V205H256ZM7 207H8V206H7ZM10 207H11V206H10ZM36 207H37V206H36ZM63 207H64V205H63L59 210H58L57 207H56V209L58 210V211H56V212L58 213ZM66 207H65L64 209H66V212L70 213L69 210H70L71 208L68 210L69 206H68L67 208H66ZM74 207H75V205H74ZM77 207H78V206H77ZM77 207H76V208H77ZM221 207H222V206H221ZM223 207H224V206H223ZM227 207H228V206H227ZM242 207H243V206H242ZM4 208H5V207H4ZM15 208H17V207H15ZM15 208H14V209H15ZM26 208H27V207H26ZM34 208H35V205H34ZM44 208H47V209H44ZM72 208H73V207H72ZM76 208H74V209H76ZM80 208H82V207H80ZM225 208H226V207H225ZM229 208H230V207H229ZM245 208L247 209V207H245ZM245 208H244V209H245ZM22 209H23V208H22ZM31 209H32V208H31ZM39 209H40V208H39ZM226 209H227V208H226ZM12 210H13V209H12ZM26 210H27V209H26ZM26 210H25V211H26ZM29 210H30V209H29ZM43 210H45V211L43 212ZM54 210H55V209H54ZM54 210H53V211H54ZM71 210L73 211V209H71ZM71 210H70V211H71ZM82 210H83V209H82ZM204 210H205V209H204ZM14 211H16V210H14ZM30 211H32L33 214H34L35 209L30 210ZM38 211H39V210L36 209V213H37ZM74 211H75V210H74ZM83 211H84V210H83ZM83 211H81V212H83ZM226 211H227V210H226ZM11 212H12V211H11ZM21 212H22V211H21ZM28 212H29V211H28ZM42 212H43V213H42ZM49 212H50V211H49ZM49 212H48V213H49ZM51 212H50V213H51ZM54 212H55V211H54ZM60 212H61V211H60ZM60 212H59V213H60ZM66 212H65V210H64V212L62 211L63 216H64L65 218H66V217H69V216H65V215H64ZM78 212H80V210H79ZM78 212H77V213H78ZM240 212H241V210H240ZM244 212H245V211H244ZM250 212H251V211H250ZM3 213H4V212H3ZM7 213H8V212H7ZM7 213H6V214H7ZM12 213H13V212H12ZM15 213H16V212H15ZM36 213H35V215H33V214L31 213V214L33 215V216L30 215L31 218L33 217V218H32V219H33L32 221L30 220L31 218L29 219V217H28V219H27L28 221H27V220L25 221V219H26V217H25V218H23L24 220L22 221V223H23L24 225H26L28 222L31 221L30 223H31L32 225H33V224L36 225V223H38V221L41 222L43 219H45V221L47 220L46 218H43V217H45L46 215L48 216V213H47V212H45V213H47L46 215H45V214L43 215V217H42L43 219L40 218L41 220H39V219L36 220L37 218L35 219V217H36ZM39 213H40V211L38 212V215H37V216H38V217H41V216H39V215H40ZM52 213H53V212H52ZM57 213H56V214H57ZM59 213H58V215H59L60 217H62V216H61L62 213H61V214H59ZM68 213H67V215H68ZM248 213H249V212H248ZM1 214H2V212H1ZM17 214H18V212H17ZM21 214H22V213H21ZM21 214H20V215H21ZM72 214L74 215L73 212H72ZM82 214H83V213H82ZM245 214H246V213H245ZM7 215H8V218H9V213H8ZM7 215H5V217H6ZM12 215H13V214H12ZM18 215H19V214H18ZM54 215H55V213H54ZM58 215H57V217H58ZM70 215H71V214H70ZM84 215H85V214H84ZM196 215H197V214H196ZM232 215H233V214H232ZM234 215H235V214H234ZM239 215H240V214H239ZM27 216H29V215L27 214ZM34 216H35V217H34ZM50 216H52V215H50ZM76 216H78V215L76 214ZM76 216H75V217H76ZM87 216H88V215H87ZM194 216H195V215H194ZM197 216H199V215H197ZM243 216H244V215H243V213H242V219H243ZM5 217H4V218H5ZM14 217H15V216H14ZM16 217H17V216H16ZM57 217L52 219V220H54V221H53L51 227H50V225H49L48 227L45 226V227L47 228V230H46V228L43 229L44 226H43L42 223H41V229H43L44 231L46 230L45 233L47 232V235H49V234L51 233V230L48 231V229L53 228L54 226H56V227H54V228H55L54 230L57 229V230L55 231L56 233L53 232L54 230L52 229V233H54V234H51V235H54V236H52V241H53V243L48 244V243H50V242L48 241L46 244L49 245V246L52 245V246H51L52 248H50V249L56 250V249L58 248L57 246H59V250H61V251H59V250L57 249L56 251H53V254H52V252L49 253L50 249H49V246H48V249H49V250H46L47 253L42 254V255H47V257H46V256H45V257L48 258V260L51 259V261H49L48 264L52 263V259L54 260V259L56 258V256L60 255L59 253L62 252V250H63V246H64V247L68 246L69 243L72 241V240L70 241V238H69V236H70L71 234H69L68 237H67V235H65V234H67V233H65V232H61V231H63V230H62V227L64 226V224H63V226L61 225L62 227L59 225V224H61V222L63 223V221L66 222L67 220H65V218L62 217V219H63V221H62V219L59 217V219H61V221H60L59 219H57ZM70 217H72V216H70ZM70 217H69V218H70ZM200 217H202V216H200ZM208 217H209V216H208ZM211 217H212V216H211ZM214 217H215V216H214ZM230 217H231V216H230ZM244 217H246V215H245ZM6 218H7V217H6ZM47 218H48V217H47ZM50 218H52V217H49V218H48L47 221H49V223L47 222V224H51L52 220H51ZM73 218H74V217H73ZM76 218H78V217H76ZM76 218H74V219H76ZM82 218H83V217H82ZM85 218H86V216H85ZM232 218H233V217H232ZM239 218H240V217H239ZM49 219H50L51 221H50ZM88 219H89V218H88ZM240 219H241V218H240ZM21 220H22V219H21ZM29 220H30V221H29ZM79 220H81V218H80ZM85 220H86V219H85ZM180 220H181V219H180ZM201 220H202V219L200 218V221H201ZM212 220H214V219H212ZM235 220H237V216H236V219H235ZM24 221L27 222V223H25ZM33 221H34V222H33ZM35 221H37V222L35 223ZM57 221H58V222H57ZM59 221H60V223H59ZM69 221H70V220H69ZM69 221H68V223H69L68 225H70V222H69ZM72 221H73V220H72ZM76 221H77V219H76ZM181 221H182V220H181ZM237 221H238V220H237ZM1 222H2V221H1ZM15 222H16V221H15ZM32 222H33V223H32ZM40 222H39V223H40ZM42 222H43V221H42ZM55 222H56L57 224H56ZM83 222H84V221H83ZM85 222H86V221H85ZM179 222H180V221H179ZM239 222H240V221H239ZM20 223H21V222H19L18 226L22 225V224H20ZM30 223H28V226H29V227L27 226V227H26L27 229H24V231H25V230H30V228L32 229V225H29ZM39 223L37 224L38 226H39ZM66 223H67V222H66ZM79 223H80V222L77 221V225L72 226V227L78 228V229H74V230H75L74 233H77L76 231L79 230V227L82 225V224L80 225ZM88 223H89V222H88ZM88 223H87L86 226H88V228H89V224H88ZM90 223H93V221L90 222ZM200 223H201V222H200ZM200 223H199V224H200ZM235 223H236V222H235ZM43 224H44V222H43ZM54 224H56V225H54ZM74 224H76V222H74ZM197 224H198V223H197ZM206 224H207V223H206ZM230 224H231V223H230ZM24 225H22V226H24ZM35 225H34V226H35ZM37 225H36V226H37ZM44 225H45V224H44ZM65 225H66V224H65ZM68 225H67V226H68ZM78 225H79V226H78ZM90 225L92 226V228H91L92 230H91V233H89V232L86 231V232H87V235L91 234V238H92V235H93V237L96 236V239H98V240H97L98 244H99V245L102 244L103 242L101 243V242L99 241L100 237H99V235H97L98 233L96 234V232H95V233L92 232V231H93V225H92V224H90ZM234 225H235V224H234ZM236 225H237V224H236ZM30 226H31V227H30ZM42 226H43V227H42ZM52 226H53V227H52ZM58 226H60V227L58 228ZM76 226H78V227H76ZM83 226H84V225H83ZM83 226H81L83 229L80 227V230H79V231L82 230V231H81L82 233H83V230H85V228H84ZM206 226H207V225H206ZM228 226H229V225H228ZM230 226L232 227V225H230ZM105 227H106V226H105ZM192 227H193V226H192ZM7 228H8V227H7ZM18 228H19V227H18ZM21 228H22V227H20V229H21ZM33 228L36 229L37 227H33ZM39 228H40V227H39ZM39 228H38V229H39ZM60 228H61V231H59V232H61V233L59 234L57 231H58ZM65 228H66V227H65ZM99 228H102V227L98 226V229H99ZM108 228H109V226H108ZM108 228H107V229H108ZM235 228H236V227H235ZM10 229H11V227H10ZM22 229H23V228H22ZM22 229H21V230H22ZM35 229H32V231H34ZM38 229H37V230H38ZM71 229H72V228H70L69 232L71 231ZM94 229H96V228H94ZM110 229H111V228H110ZM110 229H109V230H110ZM212 229H213V227H212ZM229 229H230V228H229ZM2 230H3V229H2ZM8 230H9V229H8ZM39 230H40V229H39ZM111 230H112V229H111ZM117 230L119 231V229H117ZM207 230H208V229H207ZM216 230H217V229H216ZM5 231L7 232V229H6ZM9 231H10V230H9ZM24 231H23V233L26 235V233H25ZM35 231H36V230H35ZM44 231H42V232H44ZM64 231H68V230H64ZM72 231H73V229H72ZM79 231H78L77 235L80 233ZM94 231H95V230H94ZM100 231L103 232L104 229H103V231H102V230H100ZM112 231H113V230H112ZM123 231H124V230H123ZM217 231H218V230H217ZM220 231H222V230H220ZM220 231H218V232L213 231V232H214V233H219ZM6 232H5V233H6ZM10 232H11V231H10ZM37 232H38V231H36L35 233L33 232V234L36 235ZM42 232H41V230H40V233H42ZM48 232H50V233L48 234ZM106 232H107V231H106ZM201 232H202V230H201ZM210 232L212 233L211 230H210ZM210 232H209V233H210ZM3 233H4V232H3ZM57 233L59 234V236H58ZM64 233H65V234H64ZM92 233H93V234H92ZM108 233L110 234L111 232L108 231L106 236L109 235ZM113 233H115V232H113ZM117 233H118V232H117ZM188 233H189V231H188ZM10 234H11V233H10ZM24 234H23V235H24ZM28 234H30V231L28 232ZM31 234H32V233H31ZM31 234H30V236H31ZM42 234H43V233H42ZM56 234H57V235H56ZM62 234H63V235H62ZM72 234H73V232H72ZM83 234H84V233H83ZM94 234H96V235L94 236ZM104 234H106L105 231H104ZM104 234H103V235H104ZM111 234H112V233H111ZM128 234H129V233H128ZM128 234H127V235H128ZM186 234H187V233H186ZM220 234H221L222 237H217V236H216V237H212V236L210 237L209 235H211V234L207 235V236L210 237V239H207L206 244L201 248L202 250L199 251L200 254H198L199 256L202 255V260H203L202 263L197 262V257H196V255H194L193 253L190 254V255H189V254H188V255H185V253H184L183 256L179 255L177 258H175V257H174V258H170V257H169V259H163V260H162L163 264H225L226 253H225V251H224V247H227V246L231 243V241H232V239L234 238L235 235H231V234H228V233L226 234V233H224V232H223V233L221 232ZM220 234H218V235H220ZM1 235H2V234H1ZM3 235H4L5 237H7L8 234H7V235L3 234ZM45 235H46V234H45ZM51 235H50V236H51ZM55 235H56V236H55ZM60 235H61V236H60ZM80 235H81V234H80ZM84 235H85V234H84ZM87 235H86V236H87ZM101 235H102V234H101ZM103 235H102V236H103ZM132 235H133V233H132ZM216 235H217V234H216ZM14 236H15V235H14ZM27 236H28V235H26L25 238H26ZM57 236L60 237V238H58ZM62 236H63V238H62L63 240H64V238L66 237V239H65L66 241H64L65 243H64L63 240L61 239ZM64 236H65V237H64ZM71 236H72V235H71ZM74 236H75V235H74ZM74 236H73V239H74ZM97 236H98L99 238H98ZM122 236H123V233H122ZM133 236H134V235H133ZM213 236H214V235H213ZM9 237H10V236H9ZM19 237H21V238L19 239V240H21L22 237H24V236H21V235H20ZM28 237H29V236H28ZM32 237H34V236H32ZM35 237H36V236H35ZM35 237H34V239H35ZM38 237H40V234L38 235ZM48 237H49V236H48ZM54 237H55L56 239H55ZM79 237H80V236H79ZM79 237H78V238H79ZM109 237H112V236L109 235ZM109 237H108V239H110ZM115 237H116V236H115ZM2 238H3V237H2ZM7 238H8V237H7ZM25 238H24L23 240L28 239V238H26V239H25ZM29 238H30V237H29ZM36 238H37V237H36ZM46 238H47V237H46ZM76 238H77V237H76ZM78 238H77V239H78ZM80 238H81V237H80ZM84 238H86V237L84 236ZM87 238H88V236H87ZM89 238H90V235H89ZM112 238H113V240H114V239H116L117 237H116V238L112 237ZM121 238H123V237H121ZM124 238H125V237H124ZM124 238H123V239H124ZM131 238H133V237H131ZM136 238H137V237H136ZM174 238H175V237H174ZM183 238H184V239L186 238L185 235H184ZM183 238H182V239H183ZM197 238H198V237H197ZM202 238H203V237H202ZM17 239H18V238H17ZM38 239H39V238H38ZM57 239H58V240L61 239L60 242H58V241L55 242ZM67 239H69V240H67ZM81 239H82V238H81ZM81 239H80V241H81V243H83ZM92 239H94V238H92ZM96 239H95V240H96ZM106 239H107V238H106ZM118 239H119V243H120V242H121V241H120V238H118ZM133 239H135V238H133ZM140 239H143V238H140ZM184 239H183V241H184ZM186 239H187V238H186ZM189 239H190V238H189ZM28 240H29V239H28ZM45 240H47V239H45ZM45 240H43L44 243H45ZM54 240H55V241H54ZM78 240H79V239H78ZM84 240H85V239H84ZM90 240H91V239H90ZM128 240H129V239H128ZM130 240H131V239H130ZM130 240H129V241H130ZM191 240H192V239H191ZM1 241H2V240H1ZM11 241H12V240H11ZM30 241H31V240H30ZM35 241H36V240H35ZM37 241H38V240H37ZM61 241H62L64 244H66L67 241H68V242L70 241V242H69V243L67 242L68 244L65 246ZM74 241H75V240H73V242H74ZM85 241H87V239H86ZM93 241H94V240H92V242H93ZM116 241H118V240L116 239ZM131 241H133V240H131ZM131 241H130V243H131ZM143 241H144V239H143ZM187 241H188V239H187ZM187 241H184V242L187 243ZM15 242H17V241H15ZM19 242L21 243V241H19ZM19 242H18V243H19ZM99 242H100V243H99ZM104 242H105V241H104ZM106 242H109V241L106 240ZM114 242H115V241H114ZM114 242H113V243H114ZM125 242L127 243V241H125ZM135 242H136V240H135ZM144 242H145V241H144ZM144 242H143V244H144ZM181 242H182V240L180 241V243H181ZM184 242H182V243H184ZM189 242H190V241H189ZM189 242H188V243H189ZM54 243H55V245H54ZM75 243H76V242H75ZM87 243H88V242H87ZM87 243H86V244H87ZM95 243H96V242H94L93 244H95ZM110 243H111V241H110ZM117 243H118V242H116V247H119L120 245H121V246H122V245H126L124 242H123L124 244H123V243H120V245H119V244L117 245ZM186 243H185V244H186ZM1 244H2V243H1ZM1 244H0V246L4 247V246L1 245ZM23 244H25V243H23ZM23 244H21L22 247H23ZM26 244H27V243H26ZM32 244H35V242L32 243ZM56 244H57V245H56ZM58 244H59V245H58ZM60 244H62V245H61V246H62V249L60 248V247H61ZM77 244H78V243H77ZM83 244H85V242H84ZM83 244H82V245H83ZM96 244H97V243H96ZM98 244H97V245H98ZM104 244L106 245L107 243H104ZM104 244H103L102 246L100 245V246H98V247H101L102 250H103V249H104ZM4 245H5V244H4ZM12 245H15V244H12ZM17 245H18V244H17ZM29 245H31V243H30ZM39 245H41L40 242H39ZM42 245H44V244L42 243ZM71 245H72V243H71ZM90 245H91V244H90ZM114 245H115V244H114ZM132 245H133V244H132ZM19 246H20V245H19ZM53 246H54V247H53ZM73 246H74V244H73ZM95 246H96V245H95ZM106 246H107V245H106ZM106 246H105V247H106ZM108 246H109V245H108ZM126 246H127V245H126ZM126 246H125V247H126ZM22 247L20 246V248H22ZM39 247H40V246H39ZM69 247H70V249H71V248L73 249V247H71L70 245H69ZM69 247H68V250H70ZM96 247H97V246H96ZM110 247H111V246H110ZM185 247H186V246H185ZM5 248H6V246L4 247V249H5ZM7 248H8V246H7ZM11 248H12V251L14 250V253L11 251V252L14 254V255H13V254L11 253V254L13 255V257L16 255L14 258H17V252H20V251H21L20 253H21L22 257H23L24 254H28V253H25V252H26V250H25L26 248H24V251H25V252L23 251V248H22L21 250H20V248H19V250H20V251H19L18 248H17V250H16V249H14L15 247H13V246L10 247L9 251L11 250ZM35 248H36V245H35ZM37 248H38V247H37ZM54 248H55V249H54ZM76 248H77V246H76V247L74 246V249H76ZM85 248H86V247H85ZM107 248H109V247H107ZM114 248H115V247H114ZM120 248H121V247H120ZM152 248H153V247H152ZM186 248H188V247H186ZM0 249H1V247H0ZM2 249H3V248H2ZM4 249H3V251H4ZM30 249H31V248H30ZM30 249H29V250H30ZM33 249H34V248H33ZM72 249H71L70 251H72ZM112 249H113V248H112ZM121 249H122V248H121ZM143 249H144V248H143ZM188 249H189V248H188ZM190 249H191V248H190ZM262 249H264V245H262ZM15 250H16L17 252H16ZM29 250H28V251H29ZM41 250H42V248H41ZM68 250L65 249V252H68ZM82 250H84V249H82ZM95 250H96V249H95ZM99 250H100V249H99ZM114 250H115V249H114ZM118 250H119V249H118ZM6 251H8V250H6ZM9 251H8V254H7V255H9ZM22 251H23L24 254H22ZM33 251H34V250H33ZM43 251H45V250H43ZM58 251H59V252H58ZM77 251H78V250H77ZM77 251H76V253H77ZM87 251H88V250H87ZM104 251H105V250H103L102 252H104ZM116 251H117V250H116ZM116 251H115V252H116ZM123 251H126V249H125V250L123 249ZM143 251H144V250H143ZM191 251H193V249H192ZM4 252H5V251H4ZM29 252H30V251H29ZM34 252H35V251H34ZM57 252H58V253H57ZM63 252H64V251H63ZM73 252H74V250H73ZM83 252L86 253V251H83ZM121 252H122V251H121ZM121 252H120V250H119L118 253H121ZM15 253H16V254H15ZM32 253H33V252H32ZM42 253H43V252H42ZM55 253H57L58 255L56 254V255L54 256ZM93 253H94V252H93ZM98 253H99V252H98ZM118 253H117V254H118ZM11 254H10V256H9L10 259H12V261H15V259H14L13 257H11V256H12ZM18 254H19V253H18ZM49 254H50V255H49ZM63 254H64V253H63ZM63 254H61V256H63ZM66 254H67V253H66ZM81 254H82V253H81ZM99 254L101 255V253H99ZM99 254H98V255H99ZM125 254H126V253H125ZM0 255H1V253H0ZM2 255L4 256V253H3ZM21 255H20V258H21ZM33 255H34V254H33ZM33 255H32V256H33ZM42 255H41V256H42ZM48 255H49V256H54V257L51 258V257H48ZM67 255H68V254H67ZM70 255H71V254H70ZM74 255H75V254H74ZM93 255H94V254H93ZM98 255H97V254L94 255L93 258H95L96 256L98 257ZM122 255H123V254H122ZM24 256H25V255H24ZM28 256H29V255H28ZM39 256H40V255H39ZM65 256H66V255H65ZM77 256H79V255H77ZM88 256H92L91 252H90V254H89ZM261 256H262V257H257V256H256V257H251V254H250V253H247V254H246V258H247L251 263H252V261H254V260L256 259L255 262H253V264H264V255H261ZM35 257H37V256H35ZM35 257H34V258H35ZM43 257H44V256H43ZM43 257H40V260H42V261L44 260V262L47 263L48 261L46 260V258L44 259ZM99 257H100V256H99ZM99 257H98V258H99ZM121 257H122V256H121ZM128 257H129V256H128ZM18 258H19V257H18ZM18 258H17V261H18ZM20 258H19V260H20ZM27 258H28V257H27ZM34 258H32V260H35V259L37 260V259H39V258H35V259H34ZM42 258H43V259H42ZM59 258H61V257L59 256ZM81 258H82V257H81ZM84 258H85V257H84ZM4 259H7V258L5 257ZM23 259H24V258H23ZM57 259H58V258H57ZM65 259H67V257H66ZM65 259H64V260H65ZM25 260H26V259H25ZM27 260H28V259H27ZM29 260H30V259H29ZM40 260H38L39 263H40ZM58 260H59V259H58ZM62 260H63V259H62ZM94 260H95V259H94ZM0 261H1V260H0ZM5 261H7V260H5ZM17 261H16V263H18ZM42 261H41V263H43ZM56 261H57V260H56ZM128 261H129V259H128ZM9 262H10V264H12L11 261H9ZM22 262H24V260H23ZM22 262H21V264H24V263L27 264V263H26L27 261L24 262V263H22ZM29 262H31V261H29ZM34 262H37V261H33V264H34ZM53 262H54V261H53ZM97 262H98V259H97ZM247 262H248V261H247ZM31 263H32V262H31ZM39 263H38V264H39ZM41 263H40V264H41ZM45 263H44V264H45ZM59 263H60V262H59ZM0 264H1V263H0ZM8 264H9V263H8ZM14 264H15V262H14ZM19 264H20V262H19ZM125 264H126V263H125ZM130 264H131V263H130ZM243 264H247V263L243 262ZM248 264H250V263L248 262Z\"/></svg>",
	"mask_w": 264,
	"mask_h": 264
},
{
	"label": "water",
	"instance_id": "95a60500",
	"mask_svg": "<svg viewBox=\"0 0 264 264\" xmlns=\"http://www.w3.org/2000/svg\"><path fill=\"white\" fill-rule=\"evenodd\" d=\"M202 229H203V227L195 225V226L191 227V229L189 230V231H191L190 233H191V237H192L191 238L192 240L189 242V244H190V246H192L193 250H199L204 245L203 240L200 239V237H198V235ZM164 231L167 232L166 229ZM197 237H198V239H197Z\"/></svg>",
	"mask_w": 264,
	"mask_h": 264
}]
</instances>
